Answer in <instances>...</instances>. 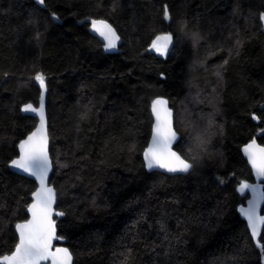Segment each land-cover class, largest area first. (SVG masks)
<instances>
[{"label": "trees", "instance_id": "trees-1", "mask_svg": "<svg viewBox=\"0 0 264 264\" xmlns=\"http://www.w3.org/2000/svg\"><path fill=\"white\" fill-rule=\"evenodd\" d=\"M261 14L264 0H0V257L37 187L9 163L37 125L21 108L38 105L41 74L73 264H262L264 226L255 242L239 212L254 182L243 147L264 146ZM91 20L115 29V49ZM168 34L160 57L152 42ZM159 97L187 175L147 170Z\"/></svg>", "mask_w": 264, "mask_h": 264}, {"label": "snow or ice", "instance_id": "snow-or-ice-1", "mask_svg": "<svg viewBox=\"0 0 264 264\" xmlns=\"http://www.w3.org/2000/svg\"><path fill=\"white\" fill-rule=\"evenodd\" d=\"M43 3V0H40ZM165 18L168 17L165 11ZM264 20V14H261ZM92 29L99 33L106 41L105 49L111 50L117 47L120 37L115 29L104 20H92ZM172 35H159L152 42V48L164 54L172 43ZM227 61H225L226 63ZM35 79L40 86H44V77L38 74ZM167 102L157 99L153 102L152 111L155 115V126L153 129L152 145L145 151V159L149 168L158 167L169 173H188L192 164L182 158L172 145L178 140L173 130V113L166 107ZM24 111L36 112L32 105H27ZM41 126L32 132L25 140L19 143V158L14 159L12 167L21 170L40 182V189L33 193L35 202L29 207L32 219L26 223L17 224L19 242L10 256H4L5 264H41L42 261L51 259L52 264H71V255L66 248H56L51 251L52 241L57 239L55 222L52 219V205L55 202V193L52 188L46 186V178L50 168V161L47 151V134L44 128L43 105L39 109ZM244 151L248 154L252 166L256 169L257 175L264 177V147H259L255 141L249 144ZM250 185L243 184L241 192ZM247 217L253 236L258 233V224H264V217L256 215L255 207L243 210ZM63 215V213H57Z\"/></svg>", "mask_w": 264, "mask_h": 264}, {"label": "water", "instance_id": "water-1", "mask_svg": "<svg viewBox=\"0 0 264 264\" xmlns=\"http://www.w3.org/2000/svg\"><path fill=\"white\" fill-rule=\"evenodd\" d=\"M92 21V20H91ZM90 21V23H91ZM91 29H92V25H91ZM92 32L98 36L101 40L105 41L103 37H101L99 35V33H96L94 32V30L92 29ZM118 35V34H117ZM106 42V41H105ZM120 42V39L119 41H117V45L119 44ZM39 87L41 89V95H40V100H39V103L38 105H35L33 103H28V104H25L22 106L21 108V111L24 115H28V116H32L34 117L35 119H37V125L36 127L34 128V130L32 132H34L36 129L40 128L41 126V118H40V113H39V109H40V106L43 105V114H44V128L46 130V134H47V140H48V144H47V151H48V157H49V161H50V168H49V171H48V174H47V178H46V186L47 187H50L53 189L54 193H55V202L53 203L52 205V211H53V214H52V219L54 220L55 222V230H56V236H57V239H54L52 241V249L51 251L55 252L56 248H66L68 249L70 255H71V264L74 263V256L72 254V252L70 251V249L68 248V246L66 245V239L62 236L59 235V231H58V222L64 217V213L60 210L57 209V191L54 187L53 184H51V176L53 174V170H54V165H53V161H52V157H51V153H50V145H51V139H50V134H49V123H48V116H47V109H46V100H47V93H48V89H47V84L46 82L44 81V86L41 87L40 86V83H39ZM158 99H161V100H164L167 102L166 104V107L169 108L172 113H173V130L176 132L177 134V137H178V140L176 142L173 143L172 145V149L173 151H176L174 149V145L177 144L180 140V135L178 134V132L176 131V128H175V124H174V111L173 109L170 107L169 105V101L164 98V97H159ZM27 105H32L34 108L37 109L36 112H31V111H24L23 109L27 106ZM153 113V111H152ZM153 117H154V124H153V129H154V126H155V115L153 113ZM31 132V133H32ZM31 133H29L24 139H22L20 142H22L23 140H25ZM152 140H153V130H152V135H151V138H150V141H149V144L147 146V148L145 149V151L152 145ZM253 142V141H252ZM252 142L246 144L244 147H243V152H244V156L245 158L247 159L248 161V164L252 170V174H253V177H254V182L253 183H248V185H250L249 188H246L243 190V192L241 193H248L249 194V198L247 199V201L241 205L239 207V212L241 213L244 221L246 222L250 232H251V235L252 237L254 238L255 242L258 241V239L260 238V235H261V229L262 227L264 226V224H258V233L257 235L253 236L252 234V230H251V227L249 226V223H248V220H247V217L243 215V212H242V209L243 210H247L249 208H252V207H255V210H256V215L258 217H264V215L262 214V210H263V207H264V177L262 176H258L257 175V172H256V169L252 166L251 164V161L248 157V154L244 151V149L249 145L251 144ZM256 144L259 146V147H264L262 146L261 144H259L257 141H255ZM19 147H18V152H19ZM178 153V151H176ZM145 153V152H144ZM179 154V153H178ZM180 155V154H179ZM182 157V156H181ZM19 158V155L18 157H16L15 159H18ZM183 158V157H182ZM14 160V159H13ZM12 160V161H13ZM144 160H145V163H146V167H147V170L149 172H154V171H157V172H161V173H164L166 175H170V176H174V175H187L189 172H191L193 170V166L192 168L189 170L188 173H169L167 172L165 169H161V168H158V167H154V168H149L147 166V161L145 159V155H144ZM11 161V162H12ZM9 163V169L16 173V174H19L21 176H24V177H27L31 180H33L35 183H36V189L33 193H35L36 191H38L40 189V182L39 180H37L35 177L33 176H30L29 174L27 173H24L22 172L21 170H18V169H15L12 167V163ZM190 163V162H189ZM241 191V190H240ZM35 202V197L34 195L32 194L31 196V202L27 208V213H28V219L25 220V221H21V222H18L17 224H22V223H26L27 221L31 220L32 219V215H31V212L29 211V207L32 203ZM57 213H63V215H57ZM16 224V225H17ZM15 229H16V226H15ZM16 233L18 235V242H19V233L16 229ZM260 247V245H259ZM15 250V249H14ZM14 252V251H13ZM12 252V253H13ZM12 253L10 254H6L4 256H10ZM4 256H1L0 257V264H5L4 260H3V257ZM41 264H52V261L51 259L47 260V261H42ZM262 264H264V255L262 257Z\"/></svg>", "mask_w": 264, "mask_h": 264}, {"label": "rangeland", "instance_id": "rangeland-1", "mask_svg": "<svg viewBox=\"0 0 264 264\" xmlns=\"http://www.w3.org/2000/svg\"><path fill=\"white\" fill-rule=\"evenodd\" d=\"M39 3H40V0H37ZM41 4V3H40ZM172 43H173V40H172ZM172 43L171 44H169V46H168V51L166 52V53H164V54H161L160 52H157L155 49H153V52L155 53V54H157L158 56H160V57H166L169 53H170V51H171V48H172Z\"/></svg>", "mask_w": 264, "mask_h": 264}]
</instances>
